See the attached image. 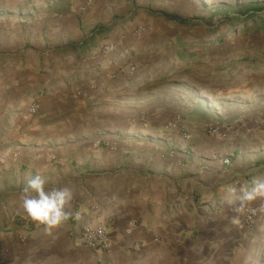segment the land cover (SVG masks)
I'll return each mask as SVG.
<instances>
[{"label": "crops", "instance_id": "crops-1", "mask_svg": "<svg viewBox=\"0 0 264 264\" xmlns=\"http://www.w3.org/2000/svg\"><path fill=\"white\" fill-rule=\"evenodd\" d=\"M86 2L0 0V235L12 229L3 226L9 209L19 237L0 242V261L261 264L252 226L264 214L247 227L226 196L264 182V118L247 123L253 137L240 134L232 151L230 135L196 131L164 97L151 104L146 85L135 87L128 74L130 56L101 58L109 43L149 44L127 38L138 26L121 18L125 1L95 0L84 12ZM37 174L46 187L73 194L72 215L56 228L20 208L25 181ZM263 203L256 197L248 208ZM89 223L103 224L109 252L79 241ZM27 228L32 234L22 243Z\"/></svg>", "mask_w": 264, "mask_h": 264}, {"label": "rangeland", "instance_id": "rangeland-1", "mask_svg": "<svg viewBox=\"0 0 264 264\" xmlns=\"http://www.w3.org/2000/svg\"><path fill=\"white\" fill-rule=\"evenodd\" d=\"M124 1L126 6L119 12L121 18L138 26L127 38L143 37L149 44L140 46L141 49H128L133 45L127 41L109 43L106 45H113L114 50L105 53V45L101 58L108 62L130 56L128 74L133 76L135 87L141 83L146 85L151 104L166 98V105L175 111L173 115L183 112L184 119L196 131L204 129L209 133L207 125L213 121L228 125L231 128L228 146L232 151L238 150L240 134L250 133L249 139L253 137V128L247 123L264 118V0ZM149 12L177 15L186 23L154 17ZM153 21L157 25L151 30L149 24ZM261 134L264 136V131ZM227 159L234 161L233 154ZM229 196L226 197L231 201L227 202L234 209L241 195ZM250 202H246L241 212L243 221ZM230 208L219 209L227 212ZM10 213L7 209L3 217L7 220L3 226L12 228L0 235V242L4 244L19 239L13 237L17 224ZM245 222L249 227V221ZM87 225L78 238L86 247ZM252 227L259 232L252 241L264 264V215ZM31 234L27 228L20 241H28ZM0 264L3 263L0 261Z\"/></svg>", "mask_w": 264, "mask_h": 264}, {"label": "clouds", "instance_id": "clouds-1", "mask_svg": "<svg viewBox=\"0 0 264 264\" xmlns=\"http://www.w3.org/2000/svg\"><path fill=\"white\" fill-rule=\"evenodd\" d=\"M239 197V204L235 211L242 212L246 202L256 197L264 196V182L257 183L250 191H244ZM73 194L66 187H46L45 180L39 175L32 176L25 181L20 197V208L33 221L49 229L56 228L67 222L72 215L67 205Z\"/></svg>", "mask_w": 264, "mask_h": 264}, {"label": "built area", "instance_id": "built-area-1", "mask_svg": "<svg viewBox=\"0 0 264 264\" xmlns=\"http://www.w3.org/2000/svg\"><path fill=\"white\" fill-rule=\"evenodd\" d=\"M94 3H95V0H87L85 5L82 7V11L88 10L91 6H93ZM113 50H114L113 45L105 46V53L111 52ZM37 109H38V104L33 103V105L30 107V113L36 114ZM168 127L175 128L177 127V123L171 122L168 125ZM207 130L210 135L222 138V137L229 136L231 128L226 124L216 123V124L207 125ZM5 159L6 158L2 156L0 160L3 161ZM225 164L230 165V160L226 159ZM263 210H264V203L261 206L247 209L244 215L245 221L250 222L253 218L258 216ZM84 231H85L84 242L88 247L96 251L109 252L111 250L112 244H111V241L109 239V236L103 224L90 223L85 227ZM137 250H139L138 247H137Z\"/></svg>", "mask_w": 264, "mask_h": 264}, {"label": "trees", "instance_id": "trees-1", "mask_svg": "<svg viewBox=\"0 0 264 264\" xmlns=\"http://www.w3.org/2000/svg\"><path fill=\"white\" fill-rule=\"evenodd\" d=\"M149 14L152 15V16H154V17H163L164 19H166L168 21H173V22H176V23H186L179 16L173 15V14L172 15H169V14H166L164 12H149ZM249 16H251V15H249Z\"/></svg>", "mask_w": 264, "mask_h": 264}]
</instances>
